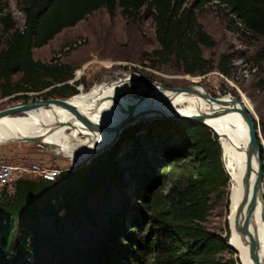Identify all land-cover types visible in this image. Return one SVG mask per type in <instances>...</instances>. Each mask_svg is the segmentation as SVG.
Returning <instances> with one entry per match:
<instances>
[{
    "label": "trees",
    "instance_id": "obj_1",
    "mask_svg": "<svg viewBox=\"0 0 264 264\" xmlns=\"http://www.w3.org/2000/svg\"><path fill=\"white\" fill-rule=\"evenodd\" d=\"M18 1L24 14L21 30L10 13L0 15L1 33L7 37L4 48L0 38V96L16 95L14 99L25 102L28 97L18 94L47 90L42 94L48 99L78 93L67 84L73 77L69 65L54 58L47 63L35 61L32 50L47 45L61 31L100 9L110 17L119 9L123 17L134 22L150 17L158 43V49L151 53L155 63L171 65L190 76H203L214 69L202 48L211 50L216 42L198 21V13L207 5L216 6L231 31L264 39V0ZM6 3L0 0V13ZM232 60V55L222 54L217 71L229 77ZM14 76L19 79L13 81ZM259 85L264 89V77ZM158 124L137 137L138 127L125 130L110 150L87 165L62 171L53 182L23 179L15 183L13 196L3 191L0 264H36L42 249L53 253V264H239L237 259H221L228 249V225L223 240L205 227L211 197H228L229 177L219 140L207 127L194 122L163 120ZM130 139L136 146L128 148L124 163L132 168L127 177L137 190L146 188L148 178L142 157L152 162L159 176L167 169L171 173V161L182 155V149L191 158L190 163H177L182 170L181 182H176L168 202L150 217L149 233L140 239L121 232L127 222L128 199L122 189L124 168L119 169L115 154ZM183 173L185 177L180 178ZM74 231L86 234L81 246L72 241Z\"/></svg>",
    "mask_w": 264,
    "mask_h": 264
},
{
    "label": "rangeland",
    "instance_id": "obj_2",
    "mask_svg": "<svg viewBox=\"0 0 264 264\" xmlns=\"http://www.w3.org/2000/svg\"><path fill=\"white\" fill-rule=\"evenodd\" d=\"M8 13L11 14L15 21L16 28L21 30L24 24V14L20 1L7 0L6 6L0 15ZM198 21L216 42V46L211 50L202 48L204 58L210 60L214 68L203 76L185 75L171 65L155 63L151 53L158 49V43L155 38L152 19L145 17L134 22L123 17L119 9L115 11L112 17L104 9H100L87 16L74 27L64 29L47 45L38 49L34 48L32 50L34 54L33 58L45 63L50 62L54 58L62 64L69 65L73 69V77L67 84L75 87L77 90L78 93L74 96L86 94L93 87L100 86L107 88L108 86L115 85L123 80L122 75H132V73L135 75V78L125 81L128 83L126 87H128L129 91L120 96V99L124 103L142 100L145 97L144 93L139 92L138 89L140 85H144V80H142L140 75L144 76L150 85H155L158 88L177 89L196 85L204 88L213 98L224 99L235 96L239 100H242L255 119L257 134L262 143L261 151L264 170V89L259 85L264 77V39L251 37L248 34L243 35L241 32L228 29L227 18L218 12L214 4L207 5L203 13H198ZM237 25L239 26V24ZM0 38L2 43L1 48H4L7 37L2 36L1 26ZM222 54L233 56L231 63L232 70L229 77L223 76L216 69L219 57ZM153 63L154 66H152ZM18 79L19 76L13 77V81H17ZM124 79L126 80V78ZM58 86L60 85H55L54 87ZM46 91L18 95H26L28 97L27 101L46 100L43 99L42 94ZM14 96L16 95L11 97ZM74 96L66 98L54 96L48 99L66 100ZM18 102L25 101L23 99L2 101V97L0 96V110ZM153 108L156 109L157 105H152L148 101L146 104L138 103L133 110L126 112L134 115L142 109ZM42 109L47 108L43 107ZM166 117L168 115H164L163 118L154 117L142 122L130 123L123 128L115 140L112 136L113 133H109L104 140L106 142L97 144L89 156L76 163L52 151L43 149L40 147L39 142H10L0 144V162L29 169L33 165H38L41 168L59 169L61 171L75 170L80 166L89 164L98 154L114 147L125 130L131 127H138L134 135V137H137L144 134L148 128L156 129V126L159 125L158 123L163 120H175L166 119ZM93 142V139L82 140L81 143L72 145L71 149L73 151L83 150ZM108 143L111 144L100 148ZM131 146H136L132 139L127 143L121 144L115 154V161L120 165L119 169L122 170L124 168L122 171V183L125 185L122 189L128 199L126 202L128 208L125 211L127 222L122 226L123 230L121 232L140 239L148 235L150 217L154 216L164 201L168 202L170 190L179 180L182 170L177 167V163L182 161L190 163L191 158L186 150L182 149V155H177L179 157H175L171 161V173H168L167 169L165 170V175L159 176L156 169L152 166V162L147 157L145 159L142 157V160L145 162L144 169L147 172L148 178L147 181L145 180L147 182L146 188L141 191L137 190L133 181L127 177L128 171L132 168L124 163V156ZM164 168L165 166H162V171ZM184 177L185 173L180 178ZM38 179L34 174H27L24 180ZM179 181L181 182V179ZM14 186L15 184L7 188V190H0V195L4 191V194L13 196ZM230 189L231 183L229 179V185L226 189L228 193L227 199L226 196H223V198L211 197V212L205 224L208 231L218 235L222 240L225 237L229 212V209H226V202L229 203ZM138 194H141V197ZM133 223L135 226H133ZM73 237V243L81 246L86 238V234H83L81 231H74ZM229 243L230 239L227 242L228 245L226 244L228 249L221 255V259L223 262L229 260L236 261L237 259L239 264H241L239 254L229 247ZM54 257L53 253H50L47 249H42L38 251L35 262L36 264H53ZM16 264L22 263L18 261Z\"/></svg>",
    "mask_w": 264,
    "mask_h": 264
},
{
    "label": "bare ground",
    "instance_id": "obj_3",
    "mask_svg": "<svg viewBox=\"0 0 264 264\" xmlns=\"http://www.w3.org/2000/svg\"><path fill=\"white\" fill-rule=\"evenodd\" d=\"M121 77L123 80L107 88L93 87L86 94L59 100L62 105L29 106L23 113L0 118V144L17 140L20 143L21 139L37 138L43 149L75 163L83 160L94 151L97 144L106 142L104 140L109 133L103 134L91 129L63 105L75 108L85 119L99 127L111 129L133 116L126 111L133 110L138 103L146 104L148 101L157 105L155 113L150 114L151 118H163L164 115L202 116L203 123L220 142L223 164L231 183L227 216L229 247L236 249L242 264H252L248 253L254 250V243L247 237L242 239L239 228L244 216L243 207L248 202L254 186L256 162L254 157L250 158L246 123L241 113L229 104L230 97L218 99L222 105H217L204 97L206 91L202 87L197 86L196 93L166 91L164 88L150 85L141 77L144 85H140L138 89L145 97L139 99L140 101L124 103L120 96L129 91L125 81L134 79L135 75L132 73ZM243 106L245 107L244 104ZM43 107L47 109H42ZM136 120L137 123L144 121L143 118ZM90 139L94 142L89 147L79 151L71 149L72 145ZM249 233L252 240L259 244L258 256L262 259L264 197L257 203L251 217Z\"/></svg>",
    "mask_w": 264,
    "mask_h": 264
},
{
    "label": "water",
    "instance_id": "obj_4",
    "mask_svg": "<svg viewBox=\"0 0 264 264\" xmlns=\"http://www.w3.org/2000/svg\"><path fill=\"white\" fill-rule=\"evenodd\" d=\"M140 76L144 80H146L144 76H142V75H140ZM146 82H147V80H146ZM196 87H197L196 85H191L187 88H177V89L166 88V87H163V88L166 91L196 93V91H197ZM203 95L211 103H214L217 105H222V102H220L218 100V98L211 97L207 92H205ZM59 104H61V102L57 99H46V100H34V101H27V102H18V103L12 104L10 106H7L4 109H1L0 110V118L5 117V116L23 113L29 106H36V105L52 106V105H59ZM229 104L231 106H233L236 111L241 113V115H242V117L246 123L247 130H248V142H249V148H250V153H251L250 158L254 157L255 162H256V167L254 169V174H255L254 186H253V189L251 191L250 198L242 210V213H244V216L242 219L241 226L239 228V232H240V236L242 239L247 237L250 241H252L254 243V250L252 252L248 253V258L252 262V264H264V257L262 259H260L258 256L259 244L254 242V240H252L250 233H249V226H250L251 217H252V215H253L256 207H257V203L259 201H261L264 197V194H263L264 170H263V163H262V157H261L262 143L260 142V138L257 134V130H256V126H255V119L253 118L251 112L243 106L241 100H239L235 96H230ZM63 107H65L66 109H68L69 111H71L72 113L77 115L79 117V119L84 124H86L88 127H90L93 130H96L98 132L100 131L103 134L110 133L112 131L114 140L117 139L118 135L120 134V132L123 130L124 127H126L130 123L137 122L136 119L138 117H142L143 120H148V119H151L150 114L152 112L155 113L154 111H156L155 108H153V109H142L141 111H139L136 114H134L133 116H131L129 119L123 121L121 124H118L116 127L111 129V128H101V127H99V125L88 121L73 107L66 106V105H63ZM168 118L175 119V120H181V121H190V122H194V123H197V124H200V125L207 127L203 123L204 120H203L202 116H176V115H173L170 117H166V119H168ZM17 141H19V140H17ZM17 141H15V142H17ZM20 142H39V140L37 138H30V139H21ZM111 143L103 145L100 148L106 147ZM231 249L236 251L235 248H231Z\"/></svg>",
    "mask_w": 264,
    "mask_h": 264
},
{
    "label": "built area",
    "instance_id": "obj_5",
    "mask_svg": "<svg viewBox=\"0 0 264 264\" xmlns=\"http://www.w3.org/2000/svg\"><path fill=\"white\" fill-rule=\"evenodd\" d=\"M59 169L41 168L33 165L30 169L0 162V190H7L17 181L25 179L27 174H34L40 180L53 182L60 176Z\"/></svg>",
    "mask_w": 264,
    "mask_h": 264
},
{
    "label": "flooded vegetation",
    "instance_id": "obj_6",
    "mask_svg": "<svg viewBox=\"0 0 264 264\" xmlns=\"http://www.w3.org/2000/svg\"><path fill=\"white\" fill-rule=\"evenodd\" d=\"M16 96H14V97H11V96H9V97H5V98H2V101H9V100H11V99H14Z\"/></svg>",
    "mask_w": 264,
    "mask_h": 264
},
{
    "label": "crops",
    "instance_id": "obj_7",
    "mask_svg": "<svg viewBox=\"0 0 264 264\" xmlns=\"http://www.w3.org/2000/svg\"><path fill=\"white\" fill-rule=\"evenodd\" d=\"M32 55H34L33 52H32ZM33 59H34V58H33ZM35 61H38V60H35ZM40 62H42V61H40ZM43 63H44V62H43ZM60 63H61V62H60ZM63 64H65V63H63Z\"/></svg>",
    "mask_w": 264,
    "mask_h": 264
}]
</instances>
